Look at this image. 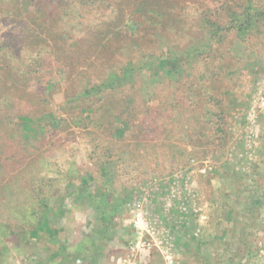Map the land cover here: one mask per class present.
I'll return each instance as SVG.
<instances>
[{
    "label": "rangeland",
    "instance_id": "1",
    "mask_svg": "<svg viewBox=\"0 0 264 264\" xmlns=\"http://www.w3.org/2000/svg\"><path fill=\"white\" fill-rule=\"evenodd\" d=\"M135 1L0 0V74L7 79L0 106L42 107L59 122L0 166V264H166L167 255L172 264H264V114L256 109L264 107V21L248 36L219 32L210 51L201 46L208 33L202 19L226 27L228 10L240 13L247 0H146L162 14L160 34L127 26ZM103 22L117 35L85 59L84 45L73 43ZM60 32L67 36L56 40ZM67 46L69 60L55 71L54 55ZM161 49L188 70L181 55L193 52L192 70L175 88L159 77L155 97L149 73L127 79L134 88L115 97L122 107H107L121 121L102 122L110 97L71 99L81 73L93 77L101 58L117 66L143 53L145 65ZM36 60L41 80L32 83L27 73ZM38 189L47 199L44 215L32 207ZM138 200L160 225L162 254L131 251L129 209ZM22 207L27 224L47 225L38 236L4 230L14 214L25 219Z\"/></svg>",
    "mask_w": 264,
    "mask_h": 264
},
{
    "label": "trees",
    "instance_id": "2",
    "mask_svg": "<svg viewBox=\"0 0 264 264\" xmlns=\"http://www.w3.org/2000/svg\"><path fill=\"white\" fill-rule=\"evenodd\" d=\"M6 3H9L12 0H4ZM30 1V0H27ZM69 1V0H66ZM78 1L81 5H95L96 3H107L111 2L113 4H123V0H75ZM146 0H136L132 2V7H130L129 16L127 15L125 23L127 26L134 32H141V28H146L147 30H152L153 34H160V31L156 30L158 28L163 27V18L162 14L158 12L159 10L154 8L150 3L145 2ZM129 2V1H128ZM129 4H127L128 8ZM230 9V8H229ZM230 12V13H229ZM230 15V21L225 24L226 27H220L221 23L212 21L206 18L202 19L203 26L206 27L207 30V38L206 43L201 45L202 48L208 49L210 51L214 50V47L218 45V33L222 31H231L235 30V32L240 36H248L253 34L259 27L262 21H264V6H261L257 1L247 0V2L242 7L240 13L236 11L228 10ZM40 12L38 13V15ZM135 16V18H134ZM44 16L42 17V19ZM95 24V23H94ZM93 24V25H94ZM91 29L86 30V32L76 41H74L73 45L80 49L81 45L83 46L82 51H84L85 59H89L91 57V53L94 55L98 52L100 47H105L101 44L108 43L112 39L114 40V36L117 33H112L110 31V24L107 22L100 23L97 27L93 26ZM68 35V30L66 31ZM67 35H62L61 32L59 34L56 33V40L60 37L66 38ZM63 48V44L60 45ZM97 49V50H96ZM71 49L69 46L65 48L62 52H56L54 55L53 66H55L56 70L62 69V64L69 60V56L72 52H69ZM143 53L138 59H129L128 57L122 58L121 61L118 62L117 66H114L113 60L111 58L105 59L101 58L100 66L93 74V77L88 76L86 72L81 73L82 76L78 78V91L72 95L71 99L76 100V102L81 103L84 99H91L92 96L96 93H100L99 95H104L106 98L110 97V103L108 102L107 106L103 107V116L101 119L103 124H107L110 121V118L115 122L121 121L118 115H114V111L107 109V107H117L116 110H119V102L116 100V95L118 90L123 88L124 86H130V88H134L133 85L129 84L127 79L135 80L136 74L138 73H149L150 79H148L146 87L150 90L151 94L156 96L157 87H155V83L159 77L167 78L170 82L169 84L174 86L178 85L180 82V78L187 71L192 70V58H194V53L185 51L183 53L184 60L188 62L190 60L191 70H188L185 66L184 62L180 60V56L170 54L165 50H160L158 53H151L147 58V63L144 65L142 63ZM84 57V56H83ZM95 58V57H94ZM92 63L83 60V65L85 67H89ZM42 67V63L39 60L35 61V65L28 69L27 78L30 80L29 82L39 83L41 78L38 76L39 69ZM86 70V69H85ZM34 74V75H33ZM125 81L122 85H117L118 82ZM150 81V82H149ZM28 82V83H29ZM7 83L6 75L0 74V90L4 91V85ZM152 83V85H149ZM27 84V83H26ZM8 85V84H7ZM150 86V87H149ZM47 87L50 89V83H47ZM149 100V99H148ZM129 103H133L131 99ZM1 104V102H0ZM0 106V166L2 167L3 162L9 163V161H17L19 157H21L23 151H27L32 148L37 139H40L44 136V131L46 126L52 128H58L59 122L54 118L48 119V117H52L51 114H47V109H42V107H30L28 111L22 113L20 107H4ZM129 107V106H126ZM89 119V118H88ZM87 119V120H88ZM43 129V131H41ZM36 196H34L33 202V210H37L40 215H44L45 211L48 208L46 203L47 199L44 197L42 189H38ZM23 207L19 209L18 214L25 218L22 220L21 218H17V214L13 215V223L9 224L6 222L3 227H5V231H9L11 233L16 234L17 236L27 237L28 234L37 233L41 228H46L47 225H39L38 227H34L37 225L35 223L33 226L27 224V214L23 211ZM19 217V216H18ZM12 219H8L7 221H12ZM34 217H31V220ZM40 224V223H39ZM50 226V224L48 223ZM12 229V230H11ZM39 229V231H38ZM14 230V231H13Z\"/></svg>",
    "mask_w": 264,
    "mask_h": 264
},
{
    "label": "built area",
    "instance_id": "3",
    "mask_svg": "<svg viewBox=\"0 0 264 264\" xmlns=\"http://www.w3.org/2000/svg\"><path fill=\"white\" fill-rule=\"evenodd\" d=\"M263 105V103H260ZM256 109L263 110L264 114V107H256ZM210 170V168H208ZM206 170L202 169L201 173H205ZM129 225L130 228L134 232V240H133V247L131 251L138 252L139 248H156V252L163 253L160 250L159 245L161 241H157V235L160 229V225L157 221H151L147 219L149 215L147 212V208L143 205V201H136L130 206L129 209ZM166 264H172L171 255L165 256Z\"/></svg>",
    "mask_w": 264,
    "mask_h": 264
}]
</instances>
